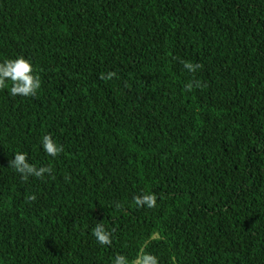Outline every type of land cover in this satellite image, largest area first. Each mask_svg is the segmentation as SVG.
I'll return each instance as SVG.
<instances>
[{
	"label": "trees",
	"instance_id": "1",
	"mask_svg": "<svg viewBox=\"0 0 264 264\" xmlns=\"http://www.w3.org/2000/svg\"><path fill=\"white\" fill-rule=\"evenodd\" d=\"M18 56L41 87L0 89V264H264V0H0Z\"/></svg>",
	"mask_w": 264,
	"mask_h": 264
},
{
	"label": "clouds",
	"instance_id": "2",
	"mask_svg": "<svg viewBox=\"0 0 264 264\" xmlns=\"http://www.w3.org/2000/svg\"><path fill=\"white\" fill-rule=\"evenodd\" d=\"M199 65L186 63L185 68L189 71H195ZM199 82H197L198 86ZM41 87L39 76L35 75L34 68L30 60L23 56L14 59H5L0 62V89H8L12 96L32 97ZM186 89H191V83L185 85ZM43 151L50 157L55 158L63 151L62 146H58L51 135H44L41 144ZM20 177L27 180L29 177L44 178L45 174L51 175V167H37L29 163L28 156L25 152L17 151L9 161V166ZM34 196H29V200H34ZM138 207L147 206L152 208L156 205L157 197L155 194H142L134 197ZM92 235L101 246L111 245V233L106 230L102 223H97L92 229ZM114 264H129L127 257L116 255ZM134 264H159L158 257L147 252H142L137 256Z\"/></svg>",
	"mask_w": 264,
	"mask_h": 264
}]
</instances>
